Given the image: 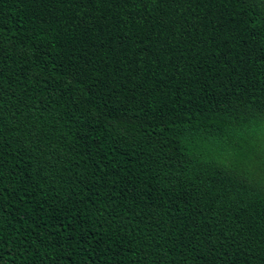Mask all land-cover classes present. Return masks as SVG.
I'll return each instance as SVG.
<instances>
[{
	"label": "trees",
	"instance_id": "obj_1",
	"mask_svg": "<svg viewBox=\"0 0 264 264\" xmlns=\"http://www.w3.org/2000/svg\"><path fill=\"white\" fill-rule=\"evenodd\" d=\"M261 125L264 0H0V264H264Z\"/></svg>",
	"mask_w": 264,
	"mask_h": 264
},
{
	"label": "clouds",
	"instance_id": "obj_2",
	"mask_svg": "<svg viewBox=\"0 0 264 264\" xmlns=\"http://www.w3.org/2000/svg\"><path fill=\"white\" fill-rule=\"evenodd\" d=\"M262 131H264V125H261L259 131L253 129V133H252L254 136L253 143H255L257 147L260 149H264V135H256V134Z\"/></svg>",
	"mask_w": 264,
	"mask_h": 264
}]
</instances>
